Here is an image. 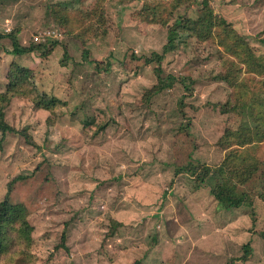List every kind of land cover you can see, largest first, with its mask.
<instances>
[{
    "label": "rangeland",
    "instance_id": "rangeland-1",
    "mask_svg": "<svg viewBox=\"0 0 264 264\" xmlns=\"http://www.w3.org/2000/svg\"><path fill=\"white\" fill-rule=\"evenodd\" d=\"M177 2L0 0V33L17 30L22 45L41 46L14 54L11 39L0 38V93L19 65L45 104L15 95L5 108L16 131L0 130V203L19 176L10 198L27 206L33 241L27 257L15 246L1 264H264V167L239 187L245 204L230 210L211 193L215 174L202 182L177 172L191 161L215 167L225 129L254 124L249 107L222 109L234 90L221 78L231 57L185 32L161 64L190 88L179 79L151 97L158 63L145 61L178 18L209 6L264 62V0ZM159 3L157 19H145L146 6ZM259 86L249 94L261 111Z\"/></svg>",
    "mask_w": 264,
    "mask_h": 264
},
{
    "label": "trees",
    "instance_id": "trees-1",
    "mask_svg": "<svg viewBox=\"0 0 264 264\" xmlns=\"http://www.w3.org/2000/svg\"><path fill=\"white\" fill-rule=\"evenodd\" d=\"M179 2L181 0H178L177 3ZM60 8L62 14L65 15L68 8L65 6ZM204 9V14L197 18H178L169 30L167 42L164 44L163 49L161 51H153L150 56H145L147 63H158L154 68L158 83L148 90V96L151 97L179 79L184 82L187 88H190L191 82L186 77L178 78L170 74L164 76L161 64L165 55L173 50L177 40L185 32L201 40L213 39L231 57L226 62L227 70L221 75V78L228 81L234 90L228 102L222 105V109L224 111L238 112L242 108L249 107L251 108L254 124H241L236 128L228 127L225 129L218 141V145L225 150V155L215 167L191 161L177 170V172L191 173L197 180L202 182H205L207 178L215 174L216 179L211 187V193L222 208L230 210L245 204L246 194L244 192L240 193L239 187L252 180L254 175L264 167V159H261L258 155V144L264 142V109L261 111L255 109L253 97L256 98L258 95L253 93L250 96L249 94V86L251 84L260 85L259 90L264 93V62L254 54L253 48L247 39L231 22L224 16L216 14L209 6ZM95 10L96 8L93 12ZM160 11V3L148 4L145 8L144 17L150 21H155ZM2 37L11 39L13 45L12 53L14 54H22L41 47L40 44L22 45L17 30L4 34L0 33V38ZM93 61L98 68H101L102 61ZM242 72L253 74L255 77L241 78ZM31 75V70L23 66L16 65L11 69L10 82L7 85V89L5 92L0 93V130L3 132L16 131L5 118V108L13 96H26L33 99L40 106L45 105L42 96L27 87L26 80ZM24 135L28 142L35 143L27 133L24 132ZM18 178L19 176L9 182V190L0 203V264L4 257H10L15 246H18L15 252L22 257H27L33 241V226L28 219L27 206L22 202H13L10 198L12 184ZM260 197L264 202V182ZM261 235L264 238V229L261 231ZM66 240L67 233L64 231L60 245L67 248ZM243 248L245 251L243 259L246 260L251 252L250 242L246 243Z\"/></svg>",
    "mask_w": 264,
    "mask_h": 264
}]
</instances>
